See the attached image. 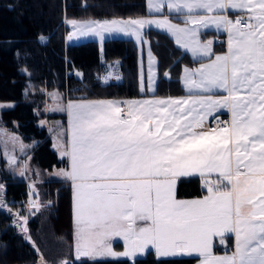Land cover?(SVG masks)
I'll use <instances>...</instances> for the list:
<instances>
[{"label":"snow or ice","instance_id":"1","mask_svg":"<svg viewBox=\"0 0 264 264\" xmlns=\"http://www.w3.org/2000/svg\"><path fill=\"white\" fill-rule=\"evenodd\" d=\"M146 8L151 18L65 20L72 28L68 40L94 36L102 43L122 34L142 47L150 45L143 30L155 26L198 63L183 69L185 96L156 98L149 47L147 83L141 72L140 89L151 98H78L59 106L68 127L57 147L69 166L54 175L72 189L74 260H134L151 250L159 264L177 257H195L198 264H264V0H147ZM213 27L227 34L221 53L213 39L202 40V30ZM222 110L230 114L226 121ZM196 174L206 193L178 199V178ZM4 187L0 211L12 214ZM29 187L35 215L45 205ZM21 219L28 233V216L17 210V227ZM115 238L123 241L122 252L113 250ZM26 239L39 254L36 264H49L30 234ZM229 240L231 249L216 255L217 242L227 247Z\"/></svg>","mask_w":264,"mask_h":264},{"label":"trees","instance_id":"2","mask_svg":"<svg viewBox=\"0 0 264 264\" xmlns=\"http://www.w3.org/2000/svg\"><path fill=\"white\" fill-rule=\"evenodd\" d=\"M145 13V0H0V99L15 102L11 107L2 108L1 118L24 140L34 141L31 152L39 167L50 168L65 161L52 147L53 129L38 122L40 115L35 110V102L46 97L45 90L58 91L60 98L141 94L137 45L131 37H106L102 43V58L97 39L65 42L68 25L63 17H127ZM145 35L158 57L155 92H182L179 70L182 63H192L193 60L165 31L150 27L145 30ZM41 36L45 38L44 42H41ZM114 59L120 62L121 80L102 81L101 73ZM166 69L170 78L164 76ZM48 116H59L61 123L65 122L63 111H49ZM0 181L5 186L4 200L8 206L22 205L28 195L27 183L6 167L1 151ZM41 185L45 206L35 215H28V232L50 264H57L53 261L54 257H58L55 259L57 262L72 259L76 264L74 257L63 255L65 250L70 249L72 241L70 185L61 179L43 180ZM202 192L204 189L199 177L179 178L178 195L190 196ZM15 214L13 209L12 214L7 210L0 211V264H36L39 254L21 228L17 227ZM194 259L168 258L163 264H193ZM85 264L93 262L85 260ZM94 264L159 262L154 252L149 250L134 260L107 257L97 259Z\"/></svg>","mask_w":264,"mask_h":264},{"label":"rangeland","instance_id":"3","mask_svg":"<svg viewBox=\"0 0 264 264\" xmlns=\"http://www.w3.org/2000/svg\"><path fill=\"white\" fill-rule=\"evenodd\" d=\"M88 19L106 20V19H98V18H93V17L75 18V20H78V21H85ZM71 31H72V28L68 25V28L65 32V42L66 43H72V42H77L79 40L97 38L94 36H89V37L73 38L72 40H68L67 36H68V33ZM97 40L99 42L100 56L103 58V51H102V43L103 42L101 43V41L98 38H97ZM108 66H109V69H108L109 73L107 72L108 70L106 69V71H104V76L101 75L102 80H104V81H107V79H109L107 75L113 74L116 77L119 76L118 74H116V72H114V68H112L113 65L111 64V61L108 62ZM45 92H46V97L41 101L39 100V101L35 102V110L40 115L38 122L42 125H46L48 128L55 129L52 132V137H53L52 147L54 149H56L58 156L62 157L60 155V150H58V147H57L61 143V136L64 132L63 126L61 123V119L59 116L58 117L48 116L49 111H60V110H58V108L61 104H63V102L61 100L62 98H60V93L58 91L54 92V90H51V91L45 90ZM14 103L15 102L13 100L0 99V105H11L12 106V105H14ZM1 110H2V108H0V151H1V154L6 159V167L9 168L13 174H16L19 177H22L26 181L27 186H28L27 199L22 203V205H18V206H14V207L12 206L13 208L12 207L11 208L13 209V211L15 213H17V210H19L22 217L25 215L26 216L29 215V217H30L32 215L31 212H35V209L29 210V206H28L29 192L32 190V189H30L29 186L30 185L33 186L37 196L39 197V202L44 204L45 199L43 197L42 189H41V187H42L41 184H42L44 178L47 177L46 175L44 176V174H48V175L54 174L59 169H64L63 168L64 164H62V163L59 165L54 164L55 167L59 166V167H57V169L55 171H50V169H46L44 171V170L40 169L39 165L33 160V157H32L31 147H32L34 141L24 140L22 138L21 134L16 129L7 125L5 123V121L1 118ZM56 127H58V128H56ZM22 146H24L23 149H22ZM4 153H7L9 156H14L16 158V163L15 164H9L7 157L4 155ZM61 166H63V167H61ZM22 170L25 173V175H23V176L20 174V172ZM45 172H47V173H45ZM37 173H38V175H37ZM47 180H51V179H47ZM0 184H3V182L0 181ZM20 224H21L20 228L22 230V228L24 227L22 219L20 220ZM26 227H27V225H26ZM28 234H29V232L24 233L25 237ZM117 239H119V238H117ZM31 240H32V238H31ZM119 240H121V239H119ZM122 243H123V241H122ZM119 245L120 244L117 243L113 249L117 253L122 252L124 250V245H123V247H121ZM70 249L67 251L65 250L63 252V255L67 256V258L73 257L70 254V252H71ZM63 255H61L60 257H62ZM53 259H54L53 261L57 263V260H55V259H58V257H56V258L54 257Z\"/></svg>","mask_w":264,"mask_h":264},{"label":"crops","instance_id":"4","mask_svg":"<svg viewBox=\"0 0 264 264\" xmlns=\"http://www.w3.org/2000/svg\"><path fill=\"white\" fill-rule=\"evenodd\" d=\"M145 3H147V0H145ZM164 14L165 15H168L170 18H172V21L173 22H178V21H176V19H175V14L174 13H167V11L165 10V12H164ZM151 16H154L155 18H161V15L159 14V13H152L151 14ZM138 17H149V18H151L150 16H149V13H148V11H147V8H146V13L145 14H140V15H135V16H127V17H117V16H113V17H93V18H98V19H108V20H110V19H129V18H138ZM64 19H63V21H64V23H65V20L66 19H73V18H67V17H63ZM75 19V18H74ZM66 24V23H65ZM67 25V24H66ZM68 28V27H67ZM150 28V27H149ZM152 28H157V27H155V26H152ZM147 29V28H146ZM146 29H144L143 31H144V33H145V30ZM157 29H160V28H157ZM67 30V29H66ZM160 30H163V31H165L166 33H168L166 30H164V29H160ZM203 31V35H202V40H204V41H206V40H208V39H213L214 40V45H213V47H214V50H215V52L216 53H221V52H223V51H225L226 50V41H227V34L226 33H224V32H217V30L213 27V28H209V29H207V30H202ZM66 32V31H65ZM169 34V33H168ZM218 34H220V35H222V41H217L216 40V36L218 35ZM171 37H172V39L174 40V42H175V38L171 35V34H169ZM112 36H124V35H122V34H114V35H112ZM106 37H110V36H106ZM127 37H131L135 42H136V45H137V67H138V83H139V89H140V76H141V72H143V74H144V78H145V84L147 83V73H148V62H149V56H148V51H149V47H150V49H151V53H152V56L155 58V63H154V65H153V68H154V71L156 72V77H155V90H156V85H157V79H158V72H159V67H158V57H157V55H156V53L153 51V49L151 48V45H146V46H141V45H139L138 43H137V41L135 40V38L134 37H132V36H127ZM144 38L145 39H147V40H149L147 37H146V35L144 36ZM91 39H97V38H91ZM79 41H81V40H79ZM68 44V43H67ZM176 44V43H175ZM177 45V44H176ZM178 46V45H177ZM179 47V46H178ZM182 51H184L185 53H187L188 54V56L193 60V62L192 63H189V62H184V63H182V65H181V68H180V70H179V79H180V77H181V75H182V73H183V69L185 68V67H189V68H191V67H196V66H198V63L194 60V58H193V56H192V54L190 53V52H187V51H185L184 49H182ZM111 64L113 65V67L112 68H114V72H116V74H118L120 77H119V79H116V76L115 75H113V74H110V75H107L108 76V78L109 79H107V81H109V80H121V78H122V75H121V72H120V62H119V60L118 59H114V60H112L111 61ZM109 69V66L107 67V70ZM106 71V70H105ZM108 73H109V70L107 71ZM165 72H168L169 74H170V72H169V70H165L164 71V73ZM101 75H103L104 76V72H102L101 73ZM101 75H100V78H101V80H102V77H101ZM165 76V75H164ZM170 77H171V75H170ZM102 81H104V80H102ZM180 85H181V87H182V89H183V91L182 92H175V91H167V92H165V93H156L155 91H154V95H155V97L156 98H166V97H169V96H171V97H174V98H178V97H182V96H185L186 95V92H185V89H184V87H183V85H182V82H181V80H180ZM140 91H141V89H140ZM152 95H153V93H142L141 92V94L140 95H135V96H121V97H114V96H96V97H69V96H66L65 98H62L61 100H62V102H63V104H66L67 103V101L69 100V99H78V98H87V99H89V100H97V99H108V100H132V99H147V98H151L152 97ZM64 114H65V122L62 124V126H63V131L65 130V129H67V127H68V116H67V113L66 112H64ZM220 116H225L226 117V119L228 120L229 119V116H230V114L229 113H227V111L226 110H222L221 111V113H220ZM56 128H58V127H56ZM53 130H55V129H53ZM53 130H52V132H53ZM52 143H53V137H52ZM56 150V149H55ZM61 158H64V163H62V164H64L63 166H61V167H63L64 169L65 168H67L68 166H69V161H68V159L66 158V157H61ZM57 167H59V166H56L55 167V165H53V166H51L50 168H43V167H40V169H42V170H46V169H50V171H55L56 169H57ZM45 173H47V172H45ZM47 176V177H45L44 178V180H47V179H61L60 177H58L57 175H54V174H44V176ZM193 176H197V177H199V179H200V182H201V185H202V183H203V181H202V179H201V177L198 175V174H196V175H193ZM208 179H214V177H208ZM61 180H63V179H61ZM178 180H179V178H178ZM178 180H177V182H178ZM69 185H70V183H68ZM70 190H71V207H72V189H71V186H70ZM206 193V189H204V192H202V193H200V194H195V195H190V196H180V195H178V199H183V200H191V199H195V198H199V197H201L202 195H204ZM72 226H73V222H72ZM72 240H73V228H72ZM117 243H119L120 245L119 246H121V247H123V243H122V241L121 240H119V239H117V238H115L113 241H112V246H113V249H114V246L117 244ZM71 245H72V241H71ZM231 247H232V242H231V240H229L228 241V243H227V247H225V246H223V245H220L219 244V242H217V244H216V247H215V254L216 255H223V254H225V252H227V251H229L230 249H231ZM71 248V247H70ZM70 254H71V256H73L72 255V252H70ZM112 258V257H111ZM50 264V263H49ZM193 264H198V259L197 258H195L194 259V262H193Z\"/></svg>","mask_w":264,"mask_h":264},{"label":"built area","instance_id":"5","mask_svg":"<svg viewBox=\"0 0 264 264\" xmlns=\"http://www.w3.org/2000/svg\"><path fill=\"white\" fill-rule=\"evenodd\" d=\"M222 38H223V37H222V35H220V34H218V35L216 36V40H217V41H222ZM220 118H221L222 120H225V121L227 120L225 116H220ZM213 126H215L214 123H213Z\"/></svg>","mask_w":264,"mask_h":264}]
</instances>
